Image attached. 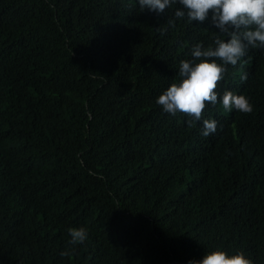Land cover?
<instances>
[{
	"label": "trees",
	"instance_id": "trees-1",
	"mask_svg": "<svg viewBox=\"0 0 264 264\" xmlns=\"http://www.w3.org/2000/svg\"><path fill=\"white\" fill-rule=\"evenodd\" d=\"M179 7L0 0V264H189L214 250L264 264V48L226 66L189 126L156 100L197 43L228 37L211 12L167 26ZM225 91L252 113L225 110ZM80 227L86 241L68 245Z\"/></svg>",
	"mask_w": 264,
	"mask_h": 264
},
{
	"label": "clouds",
	"instance_id": "clouds-1",
	"mask_svg": "<svg viewBox=\"0 0 264 264\" xmlns=\"http://www.w3.org/2000/svg\"><path fill=\"white\" fill-rule=\"evenodd\" d=\"M141 12L163 14L174 4L180 7L174 13L175 19L169 18L166 25L175 27L178 19L187 17L189 22H205L211 12V22L215 29L227 40L217 36L215 47H204L197 43L191 49L190 60H183L179 65V82L172 83L156 100L163 111L175 116L178 112L189 116V126L202 119L206 106H215L218 102L219 83L224 79L227 65L236 66L246 55L249 46L264 48V0H138ZM166 29L162 30L163 32ZM219 61V62H218ZM243 80L247 76L242 77ZM225 110L250 114L253 105L244 95L225 91L222 95ZM217 131V121L204 119L201 134L208 137ZM71 239L68 245L82 244L88 237L87 229L69 228ZM75 247L66 248L62 256H71ZM189 264H253L243 252L229 255L223 250H214L199 261Z\"/></svg>",
	"mask_w": 264,
	"mask_h": 264
}]
</instances>
